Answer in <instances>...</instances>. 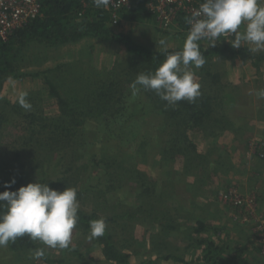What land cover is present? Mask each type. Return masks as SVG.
Wrapping results in <instances>:
<instances>
[{"label": "rangeland", "instance_id": "rangeland-1", "mask_svg": "<svg viewBox=\"0 0 264 264\" xmlns=\"http://www.w3.org/2000/svg\"><path fill=\"white\" fill-rule=\"evenodd\" d=\"M129 8L116 14L118 24H113L112 13L102 9L110 15L114 30L137 43L155 51H182L188 35L186 17L179 18L177 27L168 31L148 8V13L142 11L136 19ZM243 30L242 25L238 31ZM223 36L230 43L235 38V34ZM160 40L166 41V47ZM211 44L201 40L200 50ZM240 48L249 46L242 43ZM254 54L262 58L264 50ZM130 61L126 49L116 42L87 38L58 47L32 42L22 47L15 66L24 73L46 71L51 80H60L61 92L75 102L74 98L85 99L98 85L106 87L108 80L121 81L128 73L137 77ZM205 61L202 67L192 68L201 95L210 98L216 111L226 112L229 120L224 122L226 127L222 125L225 129L217 127L213 135L190 130L189 137L198 144L201 156L177 140L174 122H160L161 114L151 107L147 93L139 96L138 104L132 103L130 110L108 117L99 110L89 112L92 115L83 125L68 135L69 145L56 149L48 144L42 149L37 145L46 138L38 133L42 125L54 129L79 115L55 121L58 105L48 98L39 78L0 77V187L10 179H22L26 183L46 181L60 191L76 188L79 209L109 220L106 228L112 242L130 255L127 260L108 261L99 252L102 245L96 242L97 237H91L90 228H75L67 248L34 241L44 250L40 258H35V250L30 248L10 249V241L0 246V264H206L207 249L215 264H261L264 98L257 92L264 89V61L257 65L243 57ZM70 83L85 86L72 87ZM128 85L121 86L132 88ZM23 92L28 93L27 101H32L30 109L37 121L11 124L12 113L23 108L18 102ZM128 92L133 93L132 89ZM41 118L45 119L40 123ZM175 139L176 148L182 151L174 160L170 155ZM40 159L44 164L36 167ZM234 199L242 200V206L234 205ZM126 213L134 218L124 219ZM203 238L206 246L199 244Z\"/></svg>", "mask_w": 264, "mask_h": 264}, {"label": "trees", "instance_id": "trees-1", "mask_svg": "<svg viewBox=\"0 0 264 264\" xmlns=\"http://www.w3.org/2000/svg\"><path fill=\"white\" fill-rule=\"evenodd\" d=\"M156 1L157 0H131L129 12L133 15V19L140 16L142 11L148 13L146 10L147 5ZM201 1L204 2V0ZM102 8L103 7L97 8L93 0H42L41 16L24 28L15 32L6 42L0 43V77H6V79L8 77L16 78L18 80H23L27 77L39 78L41 81H44V90L47 92L48 98H50L51 101H55L58 105V117L57 119H54L55 121H68L69 117H73L75 114L79 115L77 120H69L67 123L55 126L54 129L42 125L38 133L43 137L46 135V138H42L43 140L41 141V144L37 143V145L41 146L42 149H46L48 144L55 146L56 149L65 148L69 143L68 135L71 136L78 127L83 125L85 118L92 115L89 114V112L99 110L101 115L105 114L104 117H108L113 115V113H117L119 110H130L132 103L138 104L139 96L147 93L146 97L149 99V103L152 104L151 107L161 114L160 122L164 125L168 123L167 121L174 122L173 125L177 131H179V135L176 136L177 140L182 142L184 147L188 148L190 152H192L193 149L197 156H201L202 153L196 150L198 144L193 142V138L189 137L190 130H195L197 133L200 132L205 136L213 135L217 127L225 129L222 125L226 127L227 123L224 122H227V119L229 120L226 112L223 110H220L221 112L216 111L214 105L211 104L210 98L206 95L199 96L194 103L182 100L177 102L176 105H169L166 101L162 100L155 91L143 89L140 86H137L139 91L133 95V93L128 92L132 88L121 86L125 82L132 85L136 80L137 77L128 73L122 75V77H124L123 80H108L104 83L106 87L98 85L97 89L88 93L85 99L74 98L73 100H75V102H72L71 99L67 98L65 94L61 92L63 84L60 86V80L56 82L51 80L46 71L39 73H24L20 68L15 66L16 58L20 56L22 47L27 46L32 42L43 43L49 47H58L69 43H77L87 38L113 41L126 49L128 56L131 59L130 62L133 64L132 68L135 69L136 76L140 73H154L170 53L179 51H155L147 46L137 43L129 35L117 32L111 25L110 15L106 14L107 12ZM126 9L128 8H124L123 11L126 12ZM214 43L216 46L212 47L210 45L208 48L200 50L205 60L212 58L243 57L244 59L250 60L255 65L264 61V57L259 58L253 52L249 51V48H239L236 50L232 47L229 41L222 37L218 38ZM42 75L43 77H41ZM129 77L133 81H131ZM56 83H58L59 86ZM70 85H73L72 87L85 86L78 83L76 85L70 83ZM128 102H130L129 107L127 106ZM30 103H32V101ZM34 105L35 103L33 106ZM147 112L148 110H146V113L144 112L145 115ZM12 114L14 117L10 120L12 121L11 124H25L24 119L28 120L30 122L29 124L36 123L37 121V118L34 116L31 109L26 110L22 108ZM95 117L102 120V118H99L100 116ZM44 119L45 118H41L40 123L43 122ZM177 140H174L171 148L173 152L170 156L174 158V160L175 158L180 157V152L182 151V149L178 150L176 148L178 144ZM46 157H48V155H46L45 158ZM42 163L44 164V160L40 159L36 162V167H41ZM259 175H261L259 177L262 178L263 175L261 173ZM12 181L13 180L11 179L6 181L7 184L11 185L10 188H6L5 185L1 186L0 192L6 190L16 191L20 187L29 184L22 179H19L18 181L15 180V183H11ZM39 183L46 184L47 182L40 181ZM237 199H234V205L242 206L240 204H242L243 201H237ZM4 211H6V209L0 205V214ZM78 217L79 219L76 228L80 229V231H87L90 228L91 221L100 219L97 214L94 213L90 215L80 209L78 210ZM125 218L133 219L134 216L126 213L124 215V219ZM108 221L109 220L106 222L108 223ZM199 224L202 229H205V224H202L201 222ZM200 231L201 230H198V232ZM97 238L98 240L96 242L102 245L100 246L101 250H99V252L102 253L108 261L118 262L119 260H127L130 256L127 251L120 250L114 245L112 242L113 238L109 231H107V228L105 233ZM199 241L200 245L206 246L205 238ZM29 248L35 251L39 249L34 241L25 235L24 237H18L15 242H12L10 249L15 251ZM206 253L207 254L204 257L205 263L215 264L213 260L214 258L211 254L212 252L210 251L208 253L207 249ZM219 258L221 262H225V259L221 255H219ZM236 263L237 262L234 264Z\"/></svg>", "mask_w": 264, "mask_h": 264}, {"label": "clouds", "instance_id": "clouds-1", "mask_svg": "<svg viewBox=\"0 0 264 264\" xmlns=\"http://www.w3.org/2000/svg\"><path fill=\"white\" fill-rule=\"evenodd\" d=\"M97 8H107L111 0H93ZM182 51L170 53L154 73H140L131 85L133 95L139 88L153 90L169 105L187 100L194 103L201 95V85L192 68L205 64L199 42L215 41L222 35L235 34L231 45L239 49L243 44L255 53L264 50V0H204L191 17ZM244 26L243 32L238 31ZM159 44L166 47V41ZM264 98V89L257 92ZM27 92L20 94L18 102L24 109H30ZM11 183H15L13 180ZM10 184H5L10 188ZM0 205L6 211L0 214V246L15 242L27 235L33 241H40L51 248H67L71 244L74 229L78 223L77 189L66 187L63 191L50 188L45 183H29L16 191L0 192ZM104 218L90 222L91 237L105 233ZM44 255L43 249L35 251V258Z\"/></svg>", "mask_w": 264, "mask_h": 264}, {"label": "built area", "instance_id": "built-area-1", "mask_svg": "<svg viewBox=\"0 0 264 264\" xmlns=\"http://www.w3.org/2000/svg\"><path fill=\"white\" fill-rule=\"evenodd\" d=\"M201 3V0H157L148 4L147 8L156 15L161 27L169 31L172 27H177L179 18L191 17ZM130 6L131 0H111L105 9L113 14V24H118L116 14ZM41 13L42 0H0V43L6 42L15 32L39 18ZM189 29L188 24L185 32L189 33ZM261 264H264V261Z\"/></svg>", "mask_w": 264, "mask_h": 264}]
</instances>
